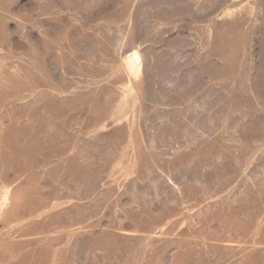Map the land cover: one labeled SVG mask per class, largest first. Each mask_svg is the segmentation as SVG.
I'll list each match as a JSON object with an SVG mask.
<instances>
[{
	"label": "rangeland",
	"instance_id": "1",
	"mask_svg": "<svg viewBox=\"0 0 264 264\" xmlns=\"http://www.w3.org/2000/svg\"><path fill=\"white\" fill-rule=\"evenodd\" d=\"M0 264H264V0H0Z\"/></svg>",
	"mask_w": 264,
	"mask_h": 264
}]
</instances>
